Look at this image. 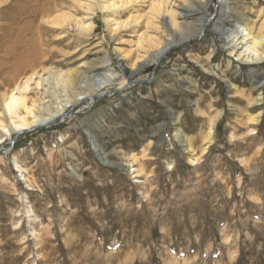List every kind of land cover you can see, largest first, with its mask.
<instances>
[{
	"label": "rangeland",
	"instance_id": "1",
	"mask_svg": "<svg viewBox=\"0 0 264 264\" xmlns=\"http://www.w3.org/2000/svg\"><path fill=\"white\" fill-rule=\"evenodd\" d=\"M227 2L235 22L264 28V0ZM219 5L0 0V130L27 116H7L12 95L36 118L64 109L0 144V264H264V62L212 32ZM163 11L180 31L205 27L128 76L120 63L168 36ZM99 73L118 78L73 103L92 87L71 77Z\"/></svg>",
	"mask_w": 264,
	"mask_h": 264
},
{
	"label": "bare ground",
	"instance_id": "2",
	"mask_svg": "<svg viewBox=\"0 0 264 264\" xmlns=\"http://www.w3.org/2000/svg\"><path fill=\"white\" fill-rule=\"evenodd\" d=\"M219 2H220L219 11L211 19V22L213 24L212 32L215 34H219L222 37L224 46L228 50H230V54L236 55L237 50L239 49V46L244 43V46H243L244 49L240 54V57L242 58V60H244V58L246 57L244 60L245 62L253 63V64L263 63L264 62V28L260 27L258 29V32L256 33L257 30L254 25L250 27H245L241 25L240 23L235 22L228 15V13L231 11V6L229 7L227 0H219ZM158 9L161 10V8H158ZM188 9H190V7H188ZM206 11H207V6H206ZM195 15L197 14L195 13ZM244 15L245 14H241L243 18H245ZM160 16L166 26L168 36L164 38L159 48H157L156 50L150 53H147L148 55H145L139 62H137L134 68L128 69L126 65H123L122 63H120V68L123 70V72L125 71L128 74V76H135L141 73L149 65L155 64L162 54H164L165 52H168L175 45L198 36L201 33V31H203V28L205 27L204 22H203L205 19L204 20L202 19L200 20L201 22H200L199 27H196L194 29L193 27L191 28L187 26L185 28V31H180L178 28V22H176L174 16L172 15L170 11H167V12L163 11V13H161ZM180 16H183V15L181 14ZM224 20L225 21L228 20L232 24L231 27H226L223 22ZM227 24L229 25V23ZM29 58L30 57L28 56V57L23 58V60L25 61L27 60V62H29L28 61ZM103 67L106 69L110 67V64L108 63V65L106 64ZM116 78H118V75L115 73H108V74L99 73L95 77L92 78L90 83H87L85 80L80 81L78 77H71L70 83L72 86H75V87L78 86L80 88L92 87V91L89 93H85V92L78 93L72 102L75 103L77 101H80L81 99H87L88 97H93V95L100 93L105 88L114 85ZM81 84H84V86L82 87ZM228 87L233 88V84L229 83ZM8 99L9 101L8 102L6 101L7 103L5 107L9 115H7V112L3 111L4 115H7V116L11 115V116H14L15 118L17 114L16 108L21 107L22 110L26 112L27 116L23 117L22 115L20 117V113H19L17 117L19 121L17 122H21L20 124L18 123V125L16 124L14 125V127H10L9 130L6 132L4 130H0V144L3 141H5L6 138H8L9 136L12 137L15 133L29 130L38 125L52 123L64 115V112H63L64 109L60 108L59 111H56L54 114L50 115V117L48 118H36V116L33 114L32 108L28 107L27 101L25 100V98H17L15 97V95H12ZM28 116H31L32 119L33 118L34 119L32 121H29L27 118ZM179 135H180L179 132L176 131L175 136L178 137ZM89 139H90L92 146L94 147V151L99 156V158L101 159L106 158L104 152L101 150V148L96 143L95 138L93 136H90ZM104 163L107 165H110V164L113 165L111 162H108V161H105ZM133 164L130 163L126 165L127 170L130 172L132 171L131 173H134L136 171ZM17 167L21 173L24 172V170L20 166H17ZM123 168H125V166Z\"/></svg>",
	"mask_w": 264,
	"mask_h": 264
},
{
	"label": "water",
	"instance_id": "3",
	"mask_svg": "<svg viewBox=\"0 0 264 264\" xmlns=\"http://www.w3.org/2000/svg\"><path fill=\"white\" fill-rule=\"evenodd\" d=\"M165 54H166V52H165L164 54H162L161 57H160L159 59H161ZM159 59H158V60H159ZM134 82H136V81L134 80ZM121 90H122V89H118L117 91H121ZM117 91H115V92H117Z\"/></svg>",
	"mask_w": 264,
	"mask_h": 264
}]
</instances>
